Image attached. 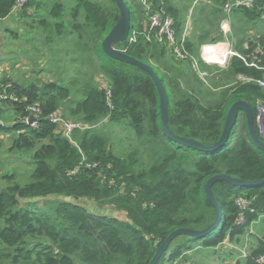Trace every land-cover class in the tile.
Wrapping results in <instances>:
<instances>
[{"label": "trees", "instance_id": "obj_1", "mask_svg": "<svg viewBox=\"0 0 264 264\" xmlns=\"http://www.w3.org/2000/svg\"><path fill=\"white\" fill-rule=\"evenodd\" d=\"M15 1L0 0V21L11 15ZM147 1L151 14L162 9L173 18L180 37L178 11L167 0L163 4ZM31 5L32 0L23 10ZM127 6L132 21L130 35L115 48L150 65L159 76L168 98V126L175 135L213 147L221 138L230 106L245 100L253 112L255 133L264 142L256 122V105H264V88L254 82L264 75L263 37L258 44L249 42L248 49L238 45V56L229 60L232 77L240 75L250 81L238 82L223 92L217 103L206 105L178 82L183 76L180 67L183 62L190 63L188 60H168L170 78L152 63L159 62L168 51L164 45L147 42L141 35L129 43L131 34L142 30L146 12L141 3L138 14L133 11L134 5ZM114 8L115 11L107 10L90 0H76L69 15L71 30L66 32L62 4L54 5L49 15L54 26L59 27L57 37L74 35V48L81 55L74 76L27 88L8 80L0 84V92L7 95L0 100V134H15L13 148L27 152L33 167L25 184L16 182L13 176H3L7 184L0 189V264H149L174 230H205L215 221L216 211L204 191L209 178L225 174L244 182L264 181V152L251 140L241 113L228 140L216 150H191L168 138L160 119L158 92L150 76L102 51V42L118 18ZM263 8L264 1H258L251 9L239 7L233 12L255 23L264 15ZM46 22L42 20L40 24L47 27ZM220 38L211 40L210 34L203 33L197 44L187 40L185 49L196 57V45ZM177 63L179 68L171 66ZM200 64L199 61V67ZM96 75L107 86L103 87ZM35 105L41 112L37 129L22 120ZM52 113H66L87 128L74 130L69 141L49 121ZM4 114H9L12 121L8 122ZM240 116L244 123L238 130ZM104 120L125 124L134 132L152 159L146 169L135 171L134 161L126 164L110 153L108 137L97 126ZM88 164L96 166L88 168ZM212 192L222 210L217 227L202 239L175 238L173 241L178 242L174 250L165 252L158 264L179 260L193 249L192 242L203 248H214L224 241L238 244L264 213V184L238 188L221 182L213 185ZM66 198L71 200L67 202ZM239 198L248 206L238 207ZM82 199L114 206L125 214V220L89 213L79 204ZM240 215L244 216L243 222ZM262 256L264 238H256L247 258L235 264H258Z\"/></svg>", "mask_w": 264, "mask_h": 264}, {"label": "rangeland", "instance_id": "obj_2", "mask_svg": "<svg viewBox=\"0 0 264 264\" xmlns=\"http://www.w3.org/2000/svg\"><path fill=\"white\" fill-rule=\"evenodd\" d=\"M75 1L76 0H32L33 5L25 9L26 11L21 15V19H18V16H16L17 14L13 13L11 17L0 21V69L3 67L6 69L0 78V84L5 80H10L19 84L20 87L27 88L31 84L38 85L44 82L64 81L65 78L71 75L74 76L77 68L80 67V60L78 61V59H80L81 56L79 51L74 48L75 36L64 35L62 39H59L56 34L59 27L54 26L53 23H55V21L50 17L49 11L54 5L62 4L64 12L63 25L65 24L66 32H70V23L72 20L69 15L71 8L75 5ZM90 1L100 4L107 10L115 11L111 0ZM124 1L128 3V0ZM139 3L142 4V0H133L132 2V5L136 7L133 8V11L137 14L139 13ZM226 3L227 2L221 3L217 0H215V2L213 0H193V2H190L189 6L193 8H190L191 10L188 8L190 10L188 16V12L184 13L191 22H188L190 37L193 36L198 40L203 33H208L210 34V38L221 37L217 42H214L215 44L228 42L231 44V47H236L240 42H244L245 40H253L252 44H258L259 39L261 37L264 38V15L259 16L260 21H256L255 23H249L242 16L237 17L236 23H232L231 17L237 13L233 12L227 16L224 11V5ZM141 15L140 13V17H138L140 22L142 20ZM42 20L48 22H46L48 25L47 27L40 24ZM60 22L61 21H57L56 23ZM144 22L145 21H142V24H144ZM190 24L196 28H191L192 25L190 26ZM227 25L228 31L223 33L222 30L225 31V26ZM9 26L10 31L5 32V28ZM251 35L253 37H250ZM211 43L213 42H207V44ZM195 44H197V42H195ZM196 46L199 47L200 50V46ZM258 48H260V45H258ZM223 50H225V48ZM198 56L199 55L196 57L192 56V58L196 60ZM103 59L108 62L106 57H103ZM172 59L176 62L179 61L171 52L166 51L159 62L156 60L152 61V63H154V65L156 63V66L160 68L161 72H166L170 77L171 74L168 69L167 61H171ZM188 62L190 63H182L183 65L180 67V70L183 76L182 79H178V82L184 91L186 90L188 94L196 96L203 104L212 105L217 103L223 92H227L238 82L242 83L241 79H236L235 77L232 82L227 80L223 81L221 77L222 81L219 84L213 79L211 80V77H207L206 70L208 69L205 70L206 72H201V69L206 67H202L200 64L201 69L200 67L195 69L190 58ZM179 63L171 66L179 68ZM216 70H219L217 66L210 69L211 72ZM223 74L224 73L221 72V76ZM239 78H241V76ZM96 80L103 87L107 86V83L102 81L97 75ZM3 116L5 119L7 117V120H9L8 122L12 121V118L8 119L9 114H4ZM61 117L68 121L80 123L77 119L69 117L66 113H62ZM0 122L3 121L0 120ZM243 123L244 120L240 116L237 125L238 130L242 127ZM97 126L108 137L109 150L113 156L123 160L126 164L134 161L135 171L146 169L149 166L152 159L148 156L146 149L139 145L134 132L125 124L110 123L108 120H104ZM16 139L17 136L15 134H0V189L7 184L3 176H13L16 182L25 184L29 181V176L33 169L30 155L25 151L13 148V143ZM41 202L43 201H40V203ZM79 204L83 205L89 213L95 215L104 214L106 216L125 220V214L114 206L97 204L92 200L86 199L80 200ZM252 235V244L256 237L264 238V219H262L257 226L255 225L253 227ZM177 242L178 240H175L170 244L167 254L174 250ZM198 244L199 243L192 242L191 246L194 249ZM251 249L250 241L249 252ZM210 250L211 249L198 252L200 257L199 264H234L237 261V255L234 252L230 253V249L226 247H222L218 252ZM194 255L195 254H193L192 257H194ZM185 256L184 254L181 255L178 264L185 263ZM174 263L175 261L170 264Z\"/></svg>", "mask_w": 264, "mask_h": 264}, {"label": "built area", "instance_id": "obj_3", "mask_svg": "<svg viewBox=\"0 0 264 264\" xmlns=\"http://www.w3.org/2000/svg\"><path fill=\"white\" fill-rule=\"evenodd\" d=\"M30 0H16L15 5L13 7L12 13H19L22 11L25 6L29 3ZM258 1H264V0H235L234 2H227L224 5V11L227 15L232 13L235 9L239 7H246L248 9H251ZM142 5L144 6L145 12H146V21L145 24L140 32L134 31L130 38L129 43L136 41V36L141 35L143 36L144 40L147 42H157L159 44H162L166 47L168 51H170L176 58L180 60H188L189 58L193 62V67L197 69L199 67L198 60H194L192 56L187 52L185 49V42L187 37V30L186 26L184 30L181 31L180 37L177 36L176 29H175V21L165 13L162 9L155 13H150L151 6L148 3L147 0H142ZM226 27V32L228 31V25ZM131 29V27H130ZM224 32V30H222ZM225 33V32H224ZM130 35V31H129ZM128 35V36H129ZM224 46V47H223ZM223 48H225L226 52L224 55L221 53ZM238 56V54L234 53L229 49L227 46V43H211V44H205L201 46L200 48V59L203 61V63L208 64L210 66H218L223 67L227 66L229 64V60L232 57ZM202 72V71H201ZM247 80V79H246ZM250 81V79H248ZM255 84L260 87L264 88V75L260 79L254 80ZM109 96V93H107ZM6 97V93L0 92V100L4 99ZM258 118L257 121L260 123L259 126H262L264 129V105L258 104ZM29 115L27 117H24L22 120L27 125L31 126L33 129L38 128V121L41 118V112L37 105L34 107L29 108ZM32 118V122H29V120ZM49 121L56 125L59 132L62 133V136L71 140L72 133L74 130H84L87 127L82 123H76L72 121H68L61 117L58 113H52L48 117ZM96 165H86V167H95ZM78 169H76L71 174H74L77 172ZM112 183V182H111ZM236 204L240 208H244L248 206L249 203H247L246 200L243 198H239L236 200ZM262 219H264V213L261 214L257 221L253 222L248 231L243 235L241 241L239 244L235 243H229L227 241H224L220 245L212 248L215 252L221 250L222 247H226L230 249V252H234L237 255V258H241L242 260H245L247 256L249 255V245H250V239L251 235L253 233V225L258 224ZM240 222L244 221V216H239ZM264 256L260 257L257 260L258 264H263ZM179 260H176L174 264H178Z\"/></svg>", "mask_w": 264, "mask_h": 264}, {"label": "water", "instance_id": "obj_4", "mask_svg": "<svg viewBox=\"0 0 264 264\" xmlns=\"http://www.w3.org/2000/svg\"><path fill=\"white\" fill-rule=\"evenodd\" d=\"M111 2L114 4V6L116 7L118 11V18L115 24L113 25V27L111 28L110 32L108 33V35L104 38L102 42V51L104 52V54H106L110 58L118 60L123 63L136 66L140 68L141 70L145 71L150 76V78L155 84V87L157 89L158 96H159V113H160L162 128L169 139L191 150L206 151V152L216 150L220 148L228 140L229 133L233 129V127L237 124L238 116L241 113L244 115L246 119L247 128H248V132L251 137V140L253 141L254 145L258 149L264 152V142H262L255 133L252 109L250 105L247 103V101L245 100H238L230 106L226 114V117H225L221 138L215 146L204 147L201 143L191 138H183V137L175 135L168 126V109H169L168 98H167V94L163 86V83L161 79L159 78V76L154 72L153 68L150 65L143 63L141 61L135 60L134 58L126 55L124 52L115 48L116 45L125 42L126 39L128 38L130 27H131V16H130L128 6L124 0H111ZM29 122H32V118L29 120ZM221 182H225L231 186L238 187V188H241V187L247 188V187L254 186V185L264 184V181L260 183L259 182H244L242 180L234 179L225 174H217L209 178L205 184L204 191H205V196L207 200L210 202V204L214 207L216 211L215 221L205 230L196 231V230L185 229V228L174 230L157 248L149 264H158L162 255L165 252H167L170 244L173 242L175 238L179 236H189L195 239H202L206 237L212 230H214L217 227L219 223V219L222 214V210H221L219 203L217 202L216 198L213 195L212 187L214 184L221 183ZM65 200L68 202L71 199L66 198Z\"/></svg>", "mask_w": 264, "mask_h": 264}, {"label": "crops", "instance_id": "obj_5", "mask_svg": "<svg viewBox=\"0 0 264 264\" xmlns=\"http://www.w3.org/2000/svg\"><path fill=\"white\" fill-rule=\"evenodd\" d=\"M162 1L163 0H156V1H154V2H158L159 4H163L162 3ZM168 1V3L169 4H171L172 6H173V8H175L177 11H178V14H179V18L181 19V22H182V28H181V30H184V28H185V26H186V30H187V37H186V40H188L189 42H191V43H195L196 42V40H197V38H194L193 36H191L190 37V34H189V32H188V29H189V24H188V22L189 23H191L188 19H187V16H188V14L190 13V10L193 8V7H191V6H189L190 5V2H193V0H167ZM214 2H215V0H213ZM128 3V5H130V6H132V2H133V0H128L127 1ZM153 3V2H152ZM190 10H189V9ZM189 10V11H188ZM25 11L26 10H22L21 12H19V13H16L17 15L16 16H18V19H21V15H23L24 13H25ZM186 12H188L187 13V16H186V14L184 15V13H186ZM11 15H13V13H11ZM11 15H9L7 18H9V17H11ZM227 15V14H226ZM227 16H229V15H227ZM241 16V14H236V15H232V21H231V18H230V21L233 23H236L237 22V17H240ZM15 17V16H14ZM6 18V19H7ZM6 19H4V20H6ZM173 19V18H172ZM186 21H187V23H186ZM195 23V22H194ZM192 24H190V26H191ZM195 25H196V23H195ZM197 26V25H196ZM191 28H196L195 26H191ZM194 30H196V29H194ZM10 31V26L9 27H6L5 28V32H9ZM225 33H226V30L224 31ZM223 32V33H224ZM6 35V34H5ZM250 37H253L252 35L250 36ZM215 37H211V40L212 39H214ZM194 39V40H193ZM249 42H253V40H250V41H248V40H245L244 42H240L238 45H240L241 46V48H243V49H248V45H249ZM227 43V46L229 47V49L231 50V51H233L234 53H236L237 54V47H238V45L236 46V47H234V46H232L231 47V44L230 43H228V42H226ZM205 44H207V43H202L201 45H200V48H201V46H203V45H205ZM224 47V46H223ZM199 48V47H198ZM224 49V48H223ZM256 52H258L259 51V48H257L256 50H255ZM198 61H200V63H201V65H202V67L204 66V67H206V68H203V69H201V66H200V69H201V71H203V72H206L207 73V77L208 78H210L211 80L213 79L215 82H218L219 84L221 83V77L223 78V81H225V80H227V81H231L232 82V80H233V78L234 77H232V74H230V72H229V64L227 65V66H223V67H218L217 66V68H219V70H216V71H213V72H211L210 71V69H212V68H214V67H216V66H210V65H208V64H205V63H203V61L200 59V50H198ZM206 69H208V70H206ZM6 69H5V67H3V68H1L0 69V78L2 77V73L5 71ZM206 70V71H205ZM7 71H8V69H7ZM221 72L222 73H224L222 76H221ZM240 77V75H237V76H235V78L236 79H241V82L242 83H246V82H249L248 81V79L247 78H245V77H243V76H241V78H239ZM247 79V80H246ZM8 81H10V80H8ZM238 81H240V80H238ZM259 104V102H257V105H256V109H258V105ZM257 118H258V111H257V116H256V122H257V128H258V130H259V132H260V134L262 135V136H264V129H263V127L262 126H259V122L257 121ZM256 226L258 225V224H255ZM255 225H253V227L255 226ZM243 237V236H242ZM257 238V237H256ZM256 238L253 240V244H252V239H253V235L251 236V239H250V241H251V248L255 245V240H256ZM242 239V238H241ZM241 239H240V241H241ZM208 249H211L210 251H212L213 249L212 248H203L202 246H200L199 244L194 248V249H190L189 251H187V252H185L184 253V255H186L185 257H184V260H185V263H182V264H199L200 262H199V254H198V252H200V251H207ZM218 252V251H217ZM230 253H232V252H230ZM193 254H195L194 255V257H192V255ZM234 254V253H233ZM235 256V255H234ZM190 257V258H189ZM237 261H243V260H239L238 258H237ZM182 262H183V260H182ZM236 263V262H235ZM234 263V264H235Z\"/></svg>", "mask_w": 264, "mask_h": 264}, {"label": "bare ground", "instance_id": "obj_6", "mask_svg": "<svg viewBox=\"0 0 264 264\" xmlns=\"http://www.w3.org/2000/svg\"><path fill=\"white\" fill-rule=\"evenodd\" d=\"M221 53H222V54H223V53H225V50H222V52H221ZM238 259H239V260H242L241 258H238Z\"/></svg>", "mask_w": 264, "mask_h": 264}]
</instances>
